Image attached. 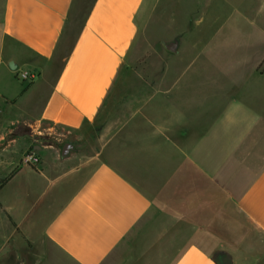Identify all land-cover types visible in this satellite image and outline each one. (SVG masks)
<instances>
[{
	"label": "crops",
	"instance_id": "crops-1",
	"mask_svg": "<svg viewBox=\"0 0 264 264\" xmlns=\"http://www.w3.org/2000/svg\"><path fill=\"white\" fill-rule=\"evenodd\" d=\"M161 3L170 17L183 4L184 28L163 44L178 53L197 0H0V180L15 172L0 188V264H264L244 222L264 236V139H248L264 118L249 116L235 144L258 164L234 195L212 179L204 134L170 107L176 88L146 76ZM98 124L103 159L77 165V138ZM59 157L71 163L52 169ZM190 169L200 180L186 182Z\"/></svg>",
	"mask_w": 264,
	"mask_h": 264
},
{
	"label": "rangeland",
	"instance_id": "rangeland-1",
	"mask_svg": "<svg viewBox=\"0 0 264 264\" xmlns=\"http://www.w3.org/2000/svg\"><path fill=\"white\" fill-rule=\"evenodd\" d=\"M160 5L161 8L156 6L153 10L152 17L156 18L148 34L151 40L145 42L154 52L151 76L148 73L146 76L151 80L161 77L158 80L164 91L176 88V100L170 107L175 108L177 117L186 118L204 134L201 137L209 147L207 163L212 179H219L235 195L252 180L258 164L255 158L249 165L244 163L245 148H236L235 144L249 116L259 114L264 118V0H197L189 31L181 39L178 53H170L163 44L184 28L180 19L185 11L183 4H175L174 18ZM140 39L136 43L137 51L143 41ZM149 53L145 56H150ZM115 108L118 112L119 107ZM260 123L248 139L258 133L264 139V122ZM103 128L104 125H95L77 138V165L85 164L92 169L103 159ZM59 160L65 165L71 163L59 157L49 159L50 167H57ZM187 173L192 174H182L186 182L189 178L200 180L198 170L190 169ZM195 183L199 192L202 185L199 181ZM49 216L50 212H44L38 218L40 227ZM244 222L255 234L254 238L264 243V236L246 219ZM1 237L2 233L0 241ZM128 243L127 239L123 244L128 246Z\"/></svg>",
	"mask_w": 264,
	"mask_h": 264
},
{
	"label": "built area",
	"instance_id": "built-area-1",
	"mask_svg": "<svg viewBox=\"0 0 264 264\" xmlns=\"http://www.w3.org/2000/svg\"><path fill=\"white\" fill-rule=\"evenodd\" d=\"M38 77H39V72L36 71V70H20L17 73V78L21 82L32 83ZM24 161H25L26 164L33 165L35 167H37V166H39L41 164V159H40L39 155L35 151H32V152L28 153L25 156Z\"/></svg>",
	"mask_w": 264,
	"mask_h": 264
},
{
	"label": "water",
	"instance_id": "water-1",
	"mask_svg": "<svg viewBox=\"0 0 264 264\" xmlns=\"http://www.w3.org/2000/svg\"><path fill=\"white\" fill-rule=\"evenodd\" d=\"M177 47H178V43L177 42H172L168 45H166V48L169 50V51H172V52H176L177 51ZM10 67L12 69H16V65L12 62L10 63ZM74 149V146L70 143H67L64 145L63 147V151H62V155L63 156H67L70 152V150H73Z\"/></svg>",
	"mask_w": 264,
	"mask_h": 264
},
{
	"label": "trees",
	"instance_id": "trees-1",
	"mask_svg": "<svg viewBox=\"0 0 264 264\" xmlns=\"http://www.w3.org/2000/svg\"><path fill=\"white\" fill-rule=\"evenodd\" d=\"M14 174H15V172H13L8 178H6L4 180H0V188L3 187L4 185H6L8 183V181L11 179V177H13Z\"/></svg>",
	"mask_w": 264,
	"mask_h": 264
}]
</instances>
